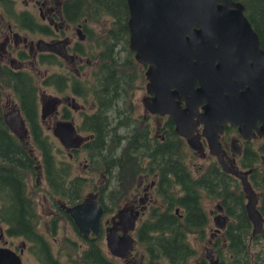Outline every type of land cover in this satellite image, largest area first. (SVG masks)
<instances>
[{
  "label": "flooded vegetation",
  "instance_id": "af4514ba",
  "mask_svg": "<svg viewBox=\"0 0 264 264\" xmlns=\"http://www.w3.org/2000/svg\"><path fill=\"white\" fill-rule=\"evenodd\" d=\"M81 1L83 2V0H20L22 5L17 6L18 3L13 0H6L0 5V73L9 70L31 77L27 71L30 65L25 66V64L37 63L42 59L43 64L39 66L44 67L43 75L40 79L35 78L39 79V87H50L51 92L50 94L42 93L43 99L38 100V88L36 90V113L39 122L44 124L45 119L53 117L54 124L51 118L49 122L52 123L46 125V130H49L51 134L59 123L71 122L74 126V136L80 138L77 148L67 149L59 142L66 154L65 162L55 160L53 146L50 145L54 160H52L51 171L46 170V165L41 161L39 147L32 145L33 149L38 150V158H35L32 157L34 150L25 146L29 142L28 137L31 140V135L29 123L19 109V100L10 88H3L0 84V117L3 124H5L4 117L12 112L13 107L20 111L19 115L25 123L22 129L15 132L9 130L5 124L4 134L16 136L21 146L19 148L13 146L24 159H34L33 172L27 173V176H33L34 179V189L31 191L28 189L25 178L21 179L20 183L19 176L22 173L14 169L15 166L26 167L30 162L17 160L15 164L9 166L8 163L0 161L1 179L6 181L15 177L18 179V181L15 179L18 192L8 197L11 201V209H4L0 203V250H9L13 256H17L20 264H118V261L121 264H150L145 251L143 256L138 258L131 253L140 240L142 225L156 221L154 217H158L165 211L166 201L180 191L179 185L178 187L173 185L174 178L170 173L180 172L182 167L187 179L192 181V179L201 178L205 184L203 177L208 171V166L213 164L215 171L217 169L219 173L228 177L230 183L234 182L239 186L244 203L245 194L239 181L232 175L225 174L216 156L208 152L206 140L201 136V125L194 127L189 138L183 139L176 136L169 117H161L162 123H158L159 116L149 113L146 104L153 95L146 92L147 65L138 64L133 58L134 55L128 46L127 23L122 36L125 39H117L121 36L116 34L114 19L112 20L109 15H101L99 21L101 25H93L79 18L80 8L76 4ZM234 1L243 5L242 0ZM124 3L127 10L126 0ZM243 7V15L253 29L246 6L243 5ZM253 31L255 32V29ZM33 35L36 37L34 40L31 38ZM257 37L259 41V36ZM36 41L49 44L65 41L66 54L71 58L64 60L51 52L38 53L34 47ZM103 93L104 96L109 95L111 99H106L105 103H98L96 96L102 97ZM8 99L14 101L9 109L6 104ZM50 99L53 102L54 111L46 113ZM87 103L88 109L85 108ZM103 104L105 106H102ZM42 109L46 115L43 120H40L39 115ZM72 114L80 116L79 127L75 124ZM106 119L109 120L108 134L105 126ZM86 121V125L94 130L87 126L88 130H81L82 123ZM40 124L42 137H45ZM256 125L260 126L258 123ZM112 129L114 132H111ZM96 131L102 135L99 139H97ZM217 139L221 163L227 169L238 172L248 171L247 184L253 191L255 208L261 216L262 230L264 226V189H262L264 187V134L260 139L247 141L238 136L235 127L226 124L222 125V133ZM191 140L195 141L194 149L188 145V141ZM115 142L117 143L115 154L118 158V171L112 167L113 161L108 156L114 151ZM176 148L180 153L178 155L180 163L173 161L171 155L166 153ZM193 156L205 163L191 173L187 163ZM247 156L251 158L254 156L255 160L252 163L247 162L249 160ZM1 157L5 158L0 154ZM36 160L39 163L34 166ZM68 164L76 165L79 171L71 175ZM56 165L68 166L69 173L64 175L65 179L74 181L75 186L78 185L75 181H80L81 187L72 190L79 197L74 204L93 201L101 207L102 214L96 236L88 232L84 237L65 213V206L73 205H67L60 197L67 191L56 193L51 187L54 182L58 188ZM253 171L261 173V176H257L252 181ZM180 177L182 181L185 179L182 175ZM41 181L45 183V188L41 186L43 184ZM39 188L43 193L38 190L35 194L36 189ZM167 193L171 196H167ZM1 196L3 195L0 194ZM121 209L135 216L132 230L127 229L125 219L116 218V212ZM172 211L178 216L182 214L176 207H173ZM209 212L213 227L210 228L208 225L209 216L205 213L207 225L202 231V239L197 240L194 235H188V238L196 241V244L201 245L199 248L203 249V256L197 257L193 263L229 264V242L226 232L234 219L229 217L225 202H222L221 206L215 204L213 211ZM111 225L119 235L126 232L133 240L132 250L122 259L110 255L106 248L104 234ZM218 225L223 226L217 228ZM247 225L250 234L252 228L250 222L247 221ZM66 231L73 234L74 238L67 237ZM258 242L250 238L247 240L249 264L253 260L251 250L256 248L255 245ZM193 256H196V251L185 260V263ZM160 262L170 264L164 257H160L156 264Z\"/></svg>",
  "mask_w": 264,
  "mask_h": 264
},
{
  "label": "water",
  "instance_id": "95a60500",
  "mask_svg": "<svg viewBox=\"0 0 264 264\" xmlns=\"http://www.w3.org/2000/svg\"><path fill=\"white\" fill-rule=\"evenodd\" d=\"M128 46L139 64L147 65L146 92L152 94L147 110L152 115L169 117L177 137L189 138L201 125V136L208 152L214 154L225 174L242 186L246 201L245 216L251 224V237L261 231V216L255 208L253 191L246 172L226 168L220 160L218 135L222 125L237 129L244 140L264 134V51L258 37L243 15L244 7L234 0H126ZM66 42L34 43L38 53L51 52L64 60L71 58ZM46 113L53 112L48 100ZM13 107L4 117L6 127L18 131L25 124ZM46 114L42 109L40 120ZM258 123L260 126L256 125ZM24 133V131H23ZM54 137L67 149L77 148L71 122L59 123ZM195 148V141H188ZM79 233L98 234L102 209L93 201L64 209ZM132 230L135 216L125 209L115 214ZM223 225H218L217 228ZM107 251L118 259L133 248L126 232L119 235L111 225L104 234ZM0 264H20L9 250H0Z\"/></svg>",
  "mask_w": 264,
  "mask_h": 264
},
{
  "label": "trees",
  "instance_id": "16d2710c",
  "mask_svg": "<svg viewBox=\"0 0 264 264\" xmlns=\"http://www.w3.org/2000/svg\"><path fill=\"white\" fill-rule=\"evenodd\" d=\"M6 0H0V5L4 4ZM242 4L246 6V12L249 14L250 23L255 29V32L259 36L260 48L264 51V0H242ZM81 19H85L88 23L99 24L101 15H109L116 27V34L122 38L126 30V20H127V10L125 8L124 0H83L81 3H77ZM47 61V60H46ZM40 64H43V60L40 59L37 61ZM38 79L31 74L27 76L23 73H14L12 71L1 72L0 73V84L3 88H10L15 97L19 100L20 111L25 115L27 123H29L30 128V137L32 140V145L39 147V154L42 156V162H44L45 169L51 171L52 168V152L50 151V144L45 137H42L40 131V122L39 117L36 113V90H37ZM106 99H111L109 95L104 93L101 96H96V101L98 103H105ZM110 102V101H108ZM102 106H105L103 104ZM87 121L82 123V129L88 130ZM94 124V122H91ZM3 124V121L0 117V154L5 158H0V161L11 164H15L16 161L30 162L28 166L23 168H18L17 166L14 169L17 172H21L22 175L19 176L20 183L21 179L26 178L28 172L32 173L34 159H24V157L17 150L21 146L16 136L8 135L6 128ZM109 125V120H105L106 132H108L107 126ZM87 126V127H86ZM91 130L93 128L88 127ZM90 131V130H89ZM97 132V131H96ZM111 132H114L113 129ZM99 139L102 137L100 132H97ZM47 142H46V141ZM17 148H15L14 146ZM115 145L114 151L108 155L109 159L113 161L112 167L118 171V158L115 154ZM139 151V150H137ZM168 155H171V159L176 163H180V153L178 149H172L171 152H166ZM159 156V155H158ZM249 160L247 162L252 163L255 159L254 156L251 158L247 156ZM8 159V160H7ZM182 160V155H181ZM111 161H109L110 163ZM57 170V182L51 184L52 189L56 193L61 191H67L65 194H61L60 197L64 199L67 205H73L79 199L72 190L81 187L80 181H68L65 179V174L69 173L67 165H56ZM264 173V172H263ZM20 174V173H19ZM63 174V175H62ZM261 173L256 171L252 172L251 180H255L257 176H261ZM171 177L174 178L173 185L178 187L180 191L174 193L172 198L166 201V209L164 212L160 213L156 218V221L153 220L152 223L142 225V234L138 241L139 245L142 246L143 251L146 252L149 258L150 264H156L160 257H164L170 264H186L185 260L194 254L195 250L191 249L187 241L188 235L192 234L196 239H202V231L206 227V216L205 212L202 210L201 202L202 199H206L211 203L222 205V202L226 203V211H228L229 217H232L234 221L231 226H229L226 235L228 240V254L230 256L229 264H249L248 252L246 249V243L248 238L252 241L258 240L256 243V248L251 250L253 260L251 264H264V226L258 235L251 237L249 234V229L247 225V220L245 217V210H243L244 198L242 191L238 188L234 182L228 180V177L219 173L213 168V164L208 166V171L203 177L204 182L200 179H187L185 171L180 167V172L174 171L170 173ZM185 177L182 181L180 176ZM0 176V194L5 196L0 197V203H2L4 209H11V201L8 199L9 195L15 194L18 192L17 182L18 179L15 177L12 180L6 181L1 179ZM222 179V181L220 180ZM264 189V187L262 188ZM171 194L167 193V196ZM176 207L181 211V216H178L172 211V208ZM6 216V215H5ZM7 217V216H6ZM235 223V224H233Z\"/></svg>",
  "mask_w": 264,
  "mask_h": 264
},
{
  "label": "rangeland",
  "instance_id": "374dc122",
  "mask_svg": "<svg viewBox=\"0 0 264 264\" xmlns=\"http://www.w3.org/2000/svg\"><path fill=\"white\" fill-rule=\"evenodd\" d=\"M15 3H18V4H16L17 6H19V5H22L21 3H20V0H13ZM93 25H98V24H93ZM33 40L34 39H36V37L33 35V37H31ZM28 65H30V67H29V69L27 70L29 73H30V75L32 74V75H34L35 77H38L39 79H40V77L43 75V71H44V67H42V66H39V63L37 62H35V63H32V64H28V63H26L25 64V66H28ZM37 78V79H38ZM38 79V80H39ZM37 87L36 88H38V91H37V98H38V100H41V99H43L42 98V93L43 94H50V92H51V90H50V87H39L38 86V82H37V85H36ZM38 100H37V102H38ZM14 103V101L13 100H11V99H8V101H7V108L9 109L10 108V106L12 105ZM39 104V103H38ZM88 107H89V105H88V103L87 104H85V108L86 109H88ZM72 117H74V121H75V124H77L78 125V127H79V125H80V122H79V115H74V114H72ZM52 118V122H53V124H54V121H55V119L53 118V117H50V118H48L47 120L45 119V123L44 124H42V122H41V130H42V133L45 135V138H46V136H47V140H48V142L50 143V145H52L53 147H52V150H53V152H54V157L56 158L55 160L57 161V162H59V161H61V162H65L66 160H67V158H66V154L64 153V149H63V147L62 146H60V144H59V141L55 138V137H53V134H51L50 132H49V130L47 131L46 130V125H49V124H51L52 122H49V120ZM160 118V120H157V122L158 123H162V120L161 119H163V118H161V117H159ZM18 137V136H17ZM28 140H29V142L27 143V144H25V146L26 147H28V148H34L33 146H32V143H31V140L29 139V137H28ZM34 151H32V157H35V158H38V150H36V149H33ZM52 152V153H53ZM81 159H79V161H80ZM39 162L36 160V162H35V164H34V166L36 165V164H38ZM204 163H205V161H203V160H198V158H196L195 156H193V158H192V160H190V162H188L187 164H188V166H189V168H190V170H191V173L196 169V168H199V167H201V166H203L204 165ZM69 165V164H68ZM69 167H70V174L71 175H75V173L77 172V171H79L78 169H77V166L76 165H72L71 164V166L69 165ZM80 167V166H79ZM71 178V177H70ZM26 180H27V186L29 187L28 189L31 191V190H33L34 188H33V176H27L26 175V178H25ZM41 183H43V184H41V186L43 187V188H45V183L43 182V181H41ZM39 190V192L40 193H43L42 191H41V189L39 188V189H36V191H35V194H36V192ZM39 193V194H40ZM201 206H202V208H203V211L206 213V215L207 216H209V220H208V225L210 226V228L211 227H213V224H212V219H211V216L209 215V211H213V208L215 207V203H211V202H209L208 200H203L202 202H201ZM215 215V214H214ZM216 215H217V213H216ZM67 230H68V228H67ZM207 232H209V228H207ZM211 232V231H210ZM65 235L67 236V237H69V238H74V236H73V234H69L68 233V231H66V233H65ZM62 236H64V233L62 232ZM207 239V238H206ZM188 243H189V245L193 248V249H196L195 251H196V256H193V258L190 260H187V263L186 264H194L193 263V260H196V258L198 257L199 258V256H203V249L202 248H199L201 245L200 244H196V241H194L193 239H190V238H188ZM143 253H144V251H143V248H142V246H140L138 243H136L135 244V246H134V248H133V250H132V256H134V257H142L143 256ZM118 264H121L119 261L117 262ZM159 264H162L161 262L159 263Z\"/></svg>",
  "mask_w": 264,
  "mask_h": 264
}]
</instances>
